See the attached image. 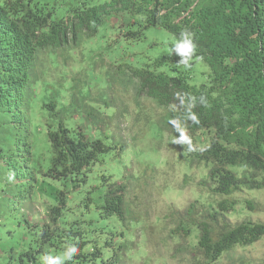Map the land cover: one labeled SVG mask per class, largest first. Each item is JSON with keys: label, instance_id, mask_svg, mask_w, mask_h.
Listing matches in <instances>:
<instances>
[{"label": "trees", "instance_id": "trees-1", "mask_svg": "<svg viewBox=\"0 0 264 264\" xmlns=\"http://www.w3.org/2000/svg\"><path fill=\"white\" fill-rule=\"evenodd\" d=\"M59 1L61 13L0 0V203L13 202L28 233L7 264H41L69 243L78 251L66 264H129L130 222L151 223L149 208L145 220L135 214L128 177L103 174V189L94 180L153 135L168 166L185 167L179 189L194 190L183 210L154 215L164 240L153 252L172 243L175 264H219L263 239L264 221L250 217L264 196V0ZM149 29L176 40L192 32L190 66L172 48L146 55ZM191 97L198 123L187 119ZM180 130L192 150L175 142ZM35 203L45 217L32 224ZM98 218L119 224L118 233L100 237Z\"/></svg>", "mask_w": 264, "mask_h": 264}, {"label": "rangeland", "instance_id": "rangeland-1", "mask_svg": "<svg viewBox=\"0 0 264 264\" xmlns=\"http://www.w3.org/2000/svg\"><path fill=\"white\" fill-rule=\"evenodd\" d=\"M38 3L47 4L49 8H53L55 11L61 13L62 7L59 0H36ZM176 39L166 30L149 29L147 31V40L140 44V47L144 49V53L148 56H156L162 50L168 51L173 48V44ZM35 118L38 119L37 116ZM32 127V125H31ZM34 131H37L35 136H39V140L44 139V128L38 125H34ZM40 132V133H39ZM164 142L159 138V135L153 137H145L138 141L137 145H134L135 154L132 155L130 160H124L123 162L112 161L105 164L101 169L104 173H99L94 180V184L102 186L104 188L103 174H110L113 178H117L120 182L124 176L129 178V181L125 183L128 185L130 193L135 197L136 202L140 204L135 214L139 215V209L143 211V206L147 205V219L151 223L142 224V221L136 223L130 222V232L127 234V242L131 243L127 245L125 255L129 264H175L170 261L173 244H167V248L157 249L154 252L152 248L163 245V236H161L160 229L162 222H158L160 217L169 211V214H173L176 209L183 210L186 205L192 201V192L194 190L184 189L180 190L178 185L182 180V177L186 174L183 171L184 165L182 162H173L168 166V162L159 155L160 147L163 148ZM45 150V147H43ZM133 152V153H134ZM175 168V169H174ZM154 181V183H153ZM149 184L154 185L157 188H149ZM148 185V186H147ZM166 188V189H165ZM0 182V199L5 197ZM94 197H97V192L93 193ZM92 194V195H93ZM241 195L240 197H243ZM17 200V199H15ZM256 201V211L251 214V219L254 221H264V196L258 195ZM12 204L6 206V202L3 205L0 203V264H7L10 260V249H16L18 252L20 246L25 242L24 238L28 237V233L18 224L15 220V215H12ZM27 211L29 214L34 215L32 224H36L40 220H44L45 214L42 208L38 204L28 205ZM27 213V214H28ZM144 220L145 214L143 211ZM29 216V215H28ZM36 216V217H35ZM134 216V215H133ZM28 219V218H27ZM99 219V218H98ZM99 219L96 226L103 228V233H100V237L109 239L111 233H118L119 224H115L113 221L107 222L106 219ZM28 221H30L28 219ZM239 219L232 217L231 222L235 223ZM167 221H164L166 223ZM106 227H103V226ZM145 225V226H144ZM117 230V231H116ZM162 241V242H161ZM169 249V252L167 253ZM157 254V255H153ZM14 257L15 255L11 253ZM166 259H165V258ZM239 261L253 262L254 264H264V238L256 242L254 245L245 249H237L230 252L228 255L223 256L220 259L219 264H236ZM13 264V262H12Z\"/></svg>", "mask_w": 264, "mask_h": 264}, {"label": "clouds", "instance_id": "clouds-1", "mask_svg": "<svg viewBox=\"0 0 264 264\" xmlns=\"http://www.w3.org/2000/svg\"><path fill=\"white\" fill-rule=\"evenodd\" d=\"M172 51L181 58L177 63L185 68H188L190 66V60L192 59V56L196 51L194 34L188 30L181 31L179 39L176 40L173 44ZM196 102V97H191L187 111V119H190L194 123L199 122L197 115L191 111V108L195 106ZM199 102L201 104L207 103L206 98L204 96H201L199 98ZM172 123L177 124L175 120L172 121ZM177 127L179 128V125H177ZM175 142L181 144L188 143L189 150H192L191 140L184 133L183 130H180V136ZM10 204L12 203L10 202ZM77 251V246L75 244L69 243L66 245V248L62 254H45L41 256V264H66V262L71 261L73 259Z\"/></svg>", "mask_w": 264, "mask_h": 264}]
</instances>
